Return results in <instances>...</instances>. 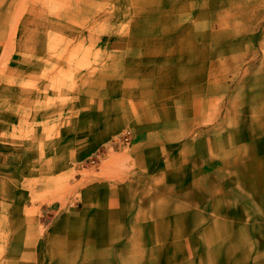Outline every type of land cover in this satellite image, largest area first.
<instances>
[{
  "label": "rangeland",
  "instance_id": "rangeland-1",
  "mask_svg": "<svg viewBox=\"0 0 264 264\" xmlns=\"http://www.w3.org/2000/svg\"><path fill=\"white\" fill-rule=\"evenodd\" d=\"M0 142V264H264V0H0Z\"/></svg>",
  "mask_w": 264,
  "mask_h": 264
},
{
  "label": "crops",
  "instance_id": "crops-1",
  "mask_svg": "<svg viewBox=\"0 0 264 264\" xmlns=\"http://www.w3.org/2000/svg\"><path fill=\"white\" fill-rule=\"evenodd\" d=\"M111 104V103H109ZM108 104V105H109ZM111 105H114V104H111ZM110 108V106H109ZM104 115L101 117V119L99 120V123H98V126H99V130H100V138L103 139L106 134L112 130L114 128L113 127H109L106 122H105V118H104ZM70 124V123H69ZM72 126H68V128L65 130V132L67 133V136H68V140L67 141H64L66 142L65 143H60L62 140L64 139H60V137L57 135L55 136V133H52V137L49 138L47 141L43 140L42 141V144H43V147L45 150H47V152L49 153V158L47 159L46 161V165H51L52 166V171L55 172H59V169L60 167L63 168H66L68 165V161L69 160H74L76 159V149H75V138H74V135H75V125H74V122L71 123ZM117 125V124H116ZM118 126V125H117ZM37 138H39L37 136ZM65 138V137H64ZM33 145V141H24L23 142V155H25L30 149H31V146ZM67 146V147H65ZM84 151L83 152H86L87 150H89L90 146L87 145V144H84ZM9 148H7V146L3 143L0 142V199L2 198V195H5V193L7 191H9L8 189V181H7V170H6V166L8 165V162H7V151H8ZM182 153V151H181ZM104 158L106 159V161H108L109 159H113L112 158V155L109 154L108 152L104 154ZM146 155V156H145ZM145 155H140L141 158H139L140 160H142L143 163H141L142 165L138 166L139 168L140 167H143L145 168L147 162H150V160L152 159H155L156 158V155L155 153H151V152H148L146 153L145 152ZM187 157V156H185ZM188 158V157H187ZM186 165L185 166H180L179 167V170L178 172L181 174V177H180V182H183V181H187L188 179V173L189 171H191V169H189L187 167V161H185ZM137 167V168H138ZM138 168V169H139ZM170 167H162L160 169V171L157 172V174H160L161 176L157 177V178H152L154 180H158V185H155L154 184V189H153V193H154V199L158 201L156 202V204H159V205H162V204H167V201L166 199H163L161 198L159 195H156V191L162 189L165 183V180H166V174L167 173H171V171H168ZM198 172V171H197ZM128 173H131V171H128ZM119 180V179H118ZM117 182V181H116ZM155 182V181H154ZM183 188H181V194L186 196V192H187V189L185 192H183ZM112 197L110 198V196H106L107 197V206L108 207H114V206H119L121 207V209L123 208V211H125V208L126 206H128L130 204V201H129V198H131L130 194L128 196H126V194H119V196L115 195L112 193ZM116 196V198H115ZM104 198V195L101 194V198ZM133 200V199H132ZM133 201H131V205H133ZM182 206L185 207V209L187 208V201L184 202L183 204H181ZM110 209H107V215L110 214ZM121 210V212H123Z\"/></svg>",
  "mask_w": 264,
  "mask_h": 264
},
{
  "label": "built area",
  "instance_id": "built-area-1",
  "mask_svg": "<svg viewBox=\"0 0 264 264\" xmlns=\"http://www.w3.org/2000/svg\"><path fill=\"white\" fill-rule=\"evenodd\" d=\"M126 135H127V134H126ZM126 135L124 136L123 139H124L125 141H128V137H127Z\"/></svg>",
  "mask_w": 264,
  "mask_h": 264
},
{
  "label": "bare ground",
  "instance_id": "bare-ground-1",
  "mask_svg": "<svg viewBox=\"0 0 264 264\" xmlns=\"http://www.w3.org/2000/svg\"><path fill=\"white\" fill-rule=\"evenodd\" d=\"M157 228V226L156 225H154V227H152V229H156Z\"/></svg>",
  "mask_w": 264,
  "mask_h": 264
}]
</instances>
